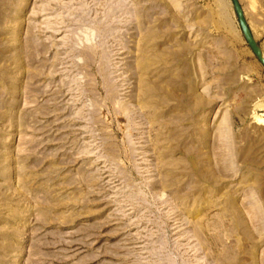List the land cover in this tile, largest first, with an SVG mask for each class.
Returning a JSON list of instances; mask_svg holds the SVG:
<instances>
[{
    "label": "rangeland",
    "instance_id": "obj_1",
    "mask_svg": "<svg viewBox=\"0 0 264 264\" xmlns=\"http://www.w3.org/2000/svg\"><path fill=\"white\" fill-rule=\"evenodd\" d=\"M0 264H264V66L231 0H0Z\"/></svg>",
    "mask_w": 264,
    "mask_h": 264
},
{
    "label": "water",
    "instance_id": "obj_2",
    "mask_svg": "<svg viewBox=\"0 0 264 264\" xmlns=\"http://www.w3.org/2000/svg\"><path fill=\"white\" fill-rule=\"evenodd\" d=\"M243 37L253 54L264 66V51L253 35L239 0H231Z\"/></svg>",
    "mask_w": 264,
    "mask_h": 264
},
{
    "label": "bare ground",
    "instance_id": "obj_3",
    "mask_svg": "<svg viewBox=\"0 0 264 264\" xmlns=\"http://www.w3.org/2000/svg\"><path fill=\"white\" fill-rule=\"evenodd\" d=\"M240 1V0H239ZM244 10V9H243ZM245 13V12H244ZM107 55V54H106Z\"/></svg>",
    "mask_w": 264,
    "mask_h": 264
}]
</instances>
